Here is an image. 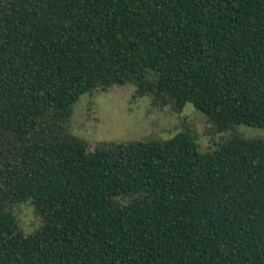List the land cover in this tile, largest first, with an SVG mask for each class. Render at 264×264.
<instances>
[{
  "label": "trees",
  "instance_id": "trees-1",
  "mask_svg": "<svg viewBox=\"0 0 264 264\" xmlns=\"http://www.w3.org/2000/svg\"><path fill=\"white\" fill-rule=\"evenodd\" d=\"M127 83L264 128V0H0V264H264V139L88 151L66 130L81 95Z\"/></svg>",
  "mask_w": 264,
  "mask_h": 264
},
{
  "label": "rangeland",
  "instance_id": "rangeland-1",
  "mask_svg": "<svg viewBox=\"0 0 264 264\" xmlns=\"http://www.w3.org/2000/svg\"><path fill=\"white\" fill-rule=\"evenodd\" d=\"M134 90L135 86L127 83L107 89L96 88L81 95L71 106L66 130L84 140L88 151L101 143L126 144L150 138L166 140L183 131L195 137L200 153L214 150L233 136L264 139L262 127L238 124L219 131L191 103L177 111L170 103H154L150 94L134 97ZM120 200L126 202L128 199ZM10 211L24 235L33 233L41 225V218L30 201L12 204Z\"/></svg>",
  "mask_w": 264,
  "mask_h": 264
}]
</instances>
